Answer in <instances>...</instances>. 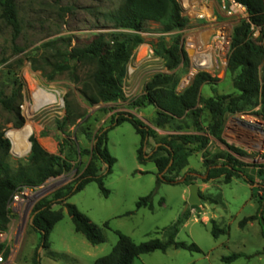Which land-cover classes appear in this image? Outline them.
Returning <instances> with one entry per match:
<instances>
[{"label": "rangeland", "instance_id": "374dc122", "mask_svg": "<svg viewBox=\"0 0 264 264\" xmlns=\"http://www.w3.org/2000/svg\"><path fill=\"white\" fill-rule=\"evenodd\" d=\"M16 1L23 26L22 33L16 39L13 30L1 19L0 8V92L6 97L17 95L15 107L24 121L22 126L17 127L16 111L5 110L0 106V131L11 144L8 162L12 168L16 169L26 162L31 152V137H36L50 154L60 155L63 140L68 136L75 141L77 147L92 150L95 135L109 126L113 115L119 113L134 115L145 125L154 128L160 137L186 133L157 129L153 125L156 115V108L153 106L138 109L128 106L132 99L144 94L145 85L155 75L166 72L161 59L144 60L148 48L140 47L147 44L155 51L161 38L165 37L170 42L177 33L163 34L160 24L148 23L141 34L144 42L132 51L126 67L123 87L127 100L91 106L83 99L79 90L93 66L85 64L75 68L74 75L80 79L78 84L67 72L48 80L40 68L45 66L44 58L54 60L55 49L46 47L45 44L57 42L56 46L63 48L60 41L65 39L70 41L71 47L81 48L91 44L100 35L129 33L115 29L111 22L103 18V14L117 9L124 0ZM207 2L213 11L212 15L208 13L209 20L193 21L187 29H201L204 25H213L212 29L215 31L225 23L233 32L234 27L247 17L246 9L233 0ZM179 35L181 44L184 34L179 32ZM258 35L259 32L256 36ZM262 44L264 46V41ZM71 64L75 65V62ZM186 68L187 65L182 64L173 72L179 78L176 88L178 93H181L179 84L185 76ZM46 70L51 72L50 68ZM236 75L237 73H231L228 67L221 68L213 82L202 86L201 98L234 94ZM27 77L36 82L37 89L49 94L39 95L32 102L33 92L29 89ZM53 95L56 97L53 98ZM67 103L71 105L74 115L84 113L85 118L78 121L77 127L68 126L61 129L60 126L67 116ZM259 110L260 106L246 112L228 114L222 140L211 138L206 149L190 157L188 168L180 174L178 180L182 179L188 170H194L197 179L193 183L199 185L202 204L190 206L187 210L189 186L165 182L158 185L155 164L148 162L140 165L138 162L137 150L141 137L133 125L124 122L114 127L108 133V150L116 159V163L112 173L104 181L106 189L110 191L109 196H104L98 184L92 182L68 200V203L75 205L101 229L105 243L97 248L91 245L82 234L75 231L67 209L58 205H53L52 208L62 210L64 217L50 233L49 249L38 248L41 237L32 227L35 206L44 198L52 197L56 191L75 182L90 161V156H85L79 158L74 164L75 168L69 173L51 178L38 188L25 187L15 194L9 205L8 229L0 236V242L5 244L8 255L6 258L0 256V264H34L36 254L43 251H46L47 257L49 253L56 256V260L51 261V264H93L96 259L110 254L117 245V232L130 236L137 244L153 238L164 240L162 230L186 213H189V218L180 228L176 240L194 243L200 252L171 248L167 252L157 251L142 255L134 264H264V236L261 224L264 217V176L258 174L264 171V119L257 115ZM204 117L206 119L208 115L205 113ZM12 130L18 131L12 135L14 150L10 139ZM155 146L156 141L151 140L146 152L151 153ZM230 146L245 152L246 155L240 157V160L246 165L245 169L253 178V184H249L244 177L233 178L229 184L224 183V177L205 182V157L211 158L216 154L229 152ZM61 181L64 182L58 185ZM50 187L54 188L34 203L23 193L25 190L37 191ZM152 193H155L154 210H138L137 202L140 198ZM250 217L257 219L241 227L243 220ZM212 221L217 222L226 233L215 238L212 234ZM234 254H241V257L230 263L223 260Z\"/></svg>", "mask_w": 264, "mask_h": 264}, {"label": "trees", "instance_id": "16d2710c", "mask_svg": "<svg viewBox=\"0 0 264 264\" xmlns=\"http://www.w3.org/2000/svg\"><path fill=\"white\" fill-rule=\"evenodd\" d=\"M246 9L247 17L237 24L232 33L231 49L228 56V70L237 73L234 79L236 92L231 95H215L210 98H201V88L215 79L209 74L200 73L195 80L181 93L176 91L179 78L175 72L182 65L183 57L180 48L179 32L189 26V20L182 16V8L178 0H124L117 9L103 14V18L111 22L115 29L125 32H114L109 35L98 36L91 44L85 47H71L69 40H61L62 47L57 42H49L46 47L54 48V60L44 58L45 66L40 69L48 80L56 75L69 73L75 83L80 79L74 75L78 65L90 64L93 70L81 83L80 94L91 106L100 103H119L126 101L123 92V82L126 76V67L132 51L144 42L141 34L148 23H157L162 27L163 34H173L172 41L161 38L155 47V54L161 58L166 68L172 74L155 75L146 85L144 94L129 102V107L138 109L153 106L156 115L153 125L157 129H172L186 132L160 137L158 132L134 115L115 114L109 126L101 129L94 138L92 150L77 147L70 137L63 140L60 155L47 152L36 137H31V152L24 164L16 169L8 162L11 149L10 141L0 131V234L8 229L10 223L9 205L15 194L21 189L38 188L49 179L57 178L69 173L75 168L80 157L90 156V161L79 173L72 184L56 191L52 197L41 200L34 209L32 227L40 235V245L44 250L49 249V236L57 223L63 219L62 210H54L53 205L65 207L70 215L75 231L82 234L92 245H101L106 239L101 229L81 213L79 209L68 203L76 193L82 191L88 184L96 182L104 196L110 191L105 187V178L112 173L116 159L108 150V133L114 127L124 122L133 125L136 133L141 137L137 150V159L140 165L153 162L157 168L160 185L185 184L190 186L197 179L194 170H188L178 180L180 174L189 166L190 157L208 147L211 138L222 140L225 120L228 114L246 112L260 106L257 115L264 119V0H233ZM1 19L14 32V38L22 33L23 26L16 0H0ZM257 32L260 35L256 36ZM75 62V65L71 63ZM46 68H50L48 73ZM35 69H39L35 67ZM187 70V69H186ZM186 72V71H185ZM17 95L6 97L0 92V106L5 110L16 111L17 127L22 126L23 119L15 107ZM208 115V119L204 114ZM85 118L84 113L73 114L71 105L67 103V116L61 124V129L78 125L79 120ZM205 119V121H204ZM203 123L206 125L204 126ZM156 141L151 153L146 152L150 141ZM31 145V144H30ZM16 147V146H15ZM245 152L230 146L229 152L216 154L204 160L206 168L205 182L224 177V183L229 184L233 178H242L253 184V178L248 175L246 165L240 160ZM149 156V157H147ZM264 176V171L258 173ZM155 193L140 198L137 209L148 208L154 210ZM197 208V207H194ZM189 213L184 214L178 221L165 227L162 232L165 239L153 238L142 243H135L133 239L121 232H117L118 243L107 256L98 258L94 264H134L142 255L157 251L167 252L173 248L190 252H200L199 247L176 240L180 228L186 223ZM250 217L243 220L241 227L256 220ZM212 234L215 238L225 234L217 222L212 221ZM261 224L264 236V217ZM108 226V224H106ZM5 244L0 242V256L6 258ZM56 260L54 254H48ZM40 254L37 253L34 264H40ZM241 257L234 254L226 257L225 262H233Z\"/></svg>", "mask_w": 264, "mask_h": 264}, {"label": "built area", "instance_id": "2783aa9c", "mask_svg": "<svg viewBox=\"0 0 264 264\" xmlns=\"http://www.w3.org/2000/svg\"><path fill=\"white\" fill-rule=\"evenodd\" d=\"M179 4L182 8V16L188 19L190 24L191 22L199 19L209 20L208 13L210 15L213 13L212 8L207 0H180ZM212 26L205 27L204 25V27H201V29H187V27L180 31V34H184L182 43L180 44L183 57L182 64L187 65L185 76L182 78L181 83L179 84V89L181 92L191 86L198 74L206 73L212 78H215L216 74L221 68L228 66V56L232 43V29L228 24L225 23H223L220 27H217V30L215 29V31L212 29ZM143 47L148 48V52H145L144 60L161 59L157 56L155 57V51L152 50L150 45L143 44L140 49ZM162 62L165 66L163 60ZM164 70L166 72H162L163 74L169 71L166 66ZM15 131L18 132L17 130H12L10 137L12 150H14L12 134Z\"/></svg>", "mask_w": 264, "mask_h": 264}, {"label": "bare ground", "instance_id": "6f19581e", "mask_svg": "<svg viewBox=\"0 0 264 264\" xmlns=\"http://www.w3.org/2000/svg\"><path fill=\"white\" fill-rule=\"evenodd\" d=\"M28 78V84H29V89L31 92H33V98H32V102L37 99V97L39 95H42V94H49L45 91H42L40 89H37L36 87V82L31 78V77H27ZM53 98L56 97L55 95L52 96ZM15 133H18V132H13L12 135H14ZM14 142V140H13ZM19 155H22V154H19ZM64 181H61L59 182L58 185H61ZM57 186V185H56ZM54 187H50L49 189H45V190H37V191H32V190H26L24 192V196H26L28 199H30L33 203L38 199L40 198L41 196L45 195L47 192H49L50 190H52ZM33 192V193H32ZM35 192V193H34Z\"/></svg>", "mask_w": 264, "mask_h": 264}, {"label": "water", "instance_id": "95a60500", "mask_svg": "<svg viewBox=\"0 0 264 264\" xmlns=\"http://www.w3.org/2000/svg\"><path fill=\"white\" fill-rule=\"evenodd\" d=\"M149 157V156H147ZM189 192H190V196H189V200L186 204V210L190 207V206H201L202 201H201V195L199 193V185L198 184H191L189 186Z\"/></svg>", "mask_w": 264, "mask_h": 264}, {"label": "crops", "instance_id": "0c3cea01", "mask_svg": "<svg viewBox=\"0 0 264 264\" xmlns=\"http://www.w3.org/2000/svg\"><path fill=\"white\" fill-rule=\"evenodd\" d=\"M52 146H53V143H52ZM52 149V148H51ZM54 155H56V154H54ZM75 229V228H74ZM86 239V238H85ZM91 244V243H90ZM92 245V244H91ZM94 246V245H93ZM97 246L98 245H96V246H94L95 248H97ZM91 254V253H90ZM47 255V253H46V251H43L42 253L40 252V257L38 258L39 259V262H40V264H45V262L46 263H48V264H51V261H55L54 259H52V258H50V257H47L46 256ZM97 260V259H96ZM95 260V261H96ZM94 261V262H95ZM94 262H93V264H94Z\"/></svg>", "mask_w": 264, "mask_h": 264}]
</instances>
